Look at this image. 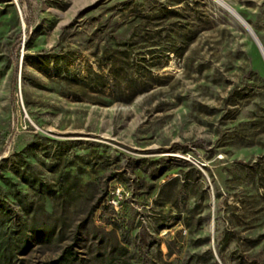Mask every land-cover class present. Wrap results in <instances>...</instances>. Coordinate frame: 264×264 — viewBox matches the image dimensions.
<instances>
[{"label":"rangeland","instance_id":"1","mask_svg":"<svg viewBox=\"0 0 264 264\" xmlns=\"http://www.w3.org/2000/svg\"><path fill=\"white\" fill-rule=\"evenodd\" d=\"M221 3L264 49V0ZM228 11L0 0V220L64 229L14 264H264V64Z\"/></svg>","mask_w":264,"mask_h":264},{"label":"trees","instance_id":"2","mask_svg":"<svg viewBox=\"0 0 264 264\" xmlns=\"http://www.w3.org/2000/svg\"><path fill=\"white\" fill-rule=\"evenodd\" d=\"M167 12H170V18L176 17V10L166 9ZM26 24L28 22L26 21ZM19 43V36H17L16 44ZM13 62L14 67L17 62V53L13 54ZM128 55V54H127ZM102 57H105V54H102ZM109 57V56H108ZM108 60V58H105ZM113 67L115 63H112ZM97 67L99 69V73H92L96 79H101L106 81L107 90L114 89L115 86L113 84L117 83L118 80L114 77V68L108 62L104 61L103 63H98ZM14 75L12 76V91L14 89L15 81ZM112 85V86H110ZM119 85V84H118ZM117 85V86H118ZM119 87V86H118ZM176 179H169L163 182L156 193V199H160L162 197L161 205L171 203L170 198L164 197L163 193L164 189L167 185L171 184ZM59 192L63 193V190L66 191V186L63 188L62 184H59ZM173 196H174V188H173ZM18 194V192H14ZM169 194V193H168ZM97 208V206H95ZM45 213V212H43ZM47 216V214L45 213ZM4 221V220H3ZM0 220V264H14L17 255L25 253L29 250L31 241H36L37 243H50L52 241H60L63 234V222L56 224L51 220L45 219H37L34 215L31 216L29 222L25 224L22 220L18 219L8 225ZM30 234V238L28 235ZM49 264H81L80 258L76 251L72 249L70 245L60 246L59 252L55 258H53ZM212 264H217L213 262Z\"/></svg>","mask_w":264,"mask_h":264},{"label":"water","instance_id":"3","mask_svg":"<svg viewBox=\"0 0 264 264\" xmlns=\"http://www.w3.org/2000/svg\"><path fill=\"white\" fill-rule=\"evenodd\" d=\"M230 12V11H228ZM231 14V13H230ZM238 15V14H237ZM233 16V15H232ZM240 17V16H239ZM240 24L242 25V27L245 29V31L248 33L249 37L251 38L252 42L254 43V45L256 46L260 57L263 61L264 64V49L262 48L258 38L256 37L255 33L253 32V30L250 28V26L244 21V19H240Z\"/></svg>","mask_w":264,"mask_h":264},{"label":"bare ground","instance_id":"4","mask_svg":"<svg viewBox=\"0 0 264 264\" xmlns=\"http://www.w3.org/2000/svg\"><path fill=\"white\" fill-rule=\"evenodd\" d=\"M215 1H217L218 3H220L221 5H223L226 9H228L232 14H233V16L240 22V17L236 14V13H234L233 11H231L230 10V8H228L227 6H225L223 3H221V0H215Z\"/></svg>","mask_w":264,"mask_h":264}]
</instances>
